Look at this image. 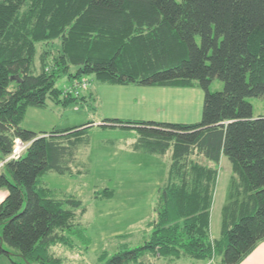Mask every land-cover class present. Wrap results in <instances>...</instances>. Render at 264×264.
Listing matches in <instances>:
<instances>
[{
	"label": "trees",
	"instance_id": "obj_1",
	"mask_svg": "<svg viewBox=\"0 0 264 264\" xmlns=\"http://www.w3.org/2000/svg\"><path fill=\"white\" fill-rule=\"evenodd\" d=\"M54 39L56 53L37 54V44ZM63 75L204 90L197 121L104 119L138 128L140 148L163 153L172 147V160L156 191L147 238L108 257L100 251L93 264H151L143 258L147 252L199 260L219 254V264H239L264 239V113L253 116L246 99H264V0H0V187L7 190L0 201V255L16 264H66L49 252L51 245L89 242L81 200L54 195L40 179L49 170L85 173L74 148L89 121L40 133L22 125L28 106L83 99L56 85ZM214 76L223 88L210 91ZM17 137L26 146L7 157ZM195 152L213 164L191 159ZM221 154L231 175L220 237L211 238ZM113 192L106 186L93 194Z\"/></svg>",
	"mask_w": 264,
	"mask_h": 264
},
{
	"label": "rangeland",
	"instance_id": "obj_2",
	"mask_svg": "<svg viewBox=\"0 0 264 264\" xmlns=\"http://www.w3.org/2000/svg\"><path fill=\"white\" fill-rule=\"evenodd\" d=\"M195 41L199 43L198 35L195 36ZM52 42L53 44H37V54L44 51V48L50 49L53 54L56 53L55 45L58 40L54 39ZM48 59H50V57ZM35 63V68H37L39 65L38 56L36 57ZM71 68L73 69L74 66H71ZM81 78L86 81V86L85 88H82L79 93L73 95L82 96L83 99H79L77 102L69 103L67 105L56 104L51 100H47V105L44 110L35 106H28V113L25 111L26 114H28L27 123L23 122V124L44 129H49L54 126L64 127L67 125H77L87 120H96L104 117L106 112L116 110V108L111 107V105H104L99 99H93L94 97L92 96H94L97 90L100 92V90L108 87L110 84L102 83L96 80L92 75H83L80 78L73 79L72 81H70L66 75H63L57 79L56 85L59 87L61 86V88L71 87ZM222 88L223 81L216 76L212 77L208 84V89L210 91H214ZM160 89H168L172 92H168L167 96H164L163 94V97H167L168 99L170 98V100L173 98V102L170 101L165 104L164 110L156 112L146 107L127 108L123 107V105L122 107L124 109L119 111L127 113L125 116L132 118H148L153 116V114H158L159 118L166 120L195 121L200 119L204 96V90L201 87H165ZM151 91L153 93L149 92L147 94L149 97H156V94L154 93H158L157 99H161V95H159L161 91ZM112 92L116 93L114 91ZM137 92L138 94L141 93L140 90ZM246 99L251 103L253 116H258L264 113V99L261 95H250L247 96ZM174 108L177 112L171 111L174 110ZM33 109L41 111V114H33L29 116ZM139 114L141 116H137ZM143 115L147 117H143ZM172 115L177 116V118L175 117L172 119ZM25 117L26 116L24 114L22 121ZM38 119L39 123L34 126L33 123H35ZM120 132H122L121 135H117ZM128 134L134 135L135 137L140 136V132H137L135 129L119 130L116 128H106L103 130L100 128H93L87 136V139L90 142L85 151V154L89 157L91 163L85 165L77 164L78 167L86 168L85 173L74 175L66 173L61 175L49 170L40 177V179L53 190L54 195L75 196L79 198L82 204L86 207L85 212L81 216V225L83 227V234L88 237L89 242H82L83 239L78 240L74 238L73 240L75 245L72 247L63 244H54L49 247V252L61 257L62 261L66 264H93L100 251H105L106 257H108L123 248H132L141 244L148 236L150 227L147 225V222L154 216V204L153 201H151L150 204H146L149 192L146 181H140L141 185H137L139 180L124 179L120 180L118 187H116L117 198L115 199L117 201L124 200L125 195H128L129 199L135 201L133 209L129 211L125 210L122 212H115L111 210L113 205L110 200L96 197L93 194L94 190L101 189L106 186H114L112 178L115 175V167L123 169V175H125L124 169H131L134 167L135 172L139 171L140 166L133 163L124 164L121 165V167L116 165L115 162L113 164L114 160H120V155H113V152H110V150H112L115 146V143H112L110 140H121L122 142H126L129 140L130 135ZM133 155H135V157L131 158V162L142 160L145 157L142 152L135 153ZM121 157L124 158L122 155ZM138 162L141 161H137L136 163ZM217 170V181L210 207L209 223L210 235L213 238L220 237L221 206L227 201V194L229 191L231 168L230 161L227 156H222L218 163ZM0 188L6 190L5 187ZM129 188H131L132 191H129ZM215 256V259H210L211 261L201 262L202 260L191 257L172 259L170 257L154 256L152 253L147 252L143 258L146 262H151V264H198L200 262L202 264H219L220 255L216 254ZM5 257V255H2L0 259H5ZM12 258L16 261L20 259L18 255H13Z\"/></svg>",
	"mask_w": 264,
	"mask_h": 264
},
{
	"label": "crops",
	"instance_id": "obj_3",
	"mask_svg": "<svg viewBox=\"0 0 264 264\" xmlns=\"http://www.w3.org/2000/svg\"><path fill=\"white\" fill-rule=\"evenodd\" d=\"M101 82V81H100ZM102 83H108V82H102ZM110 84L108 87L103 88L102 90H100V92H98V90L95 92L93 99H99L101 101V103H103L104 105L108 106L111 105V107H115L116 110H110L109 112H106L104 117L102 118H98L96 120H87L89 121V127L86 129V131L83 133V140L79 141L78 144L75 146L74 150V156H75V160L77 163H84V164H88L91 163V160L89 159V157L85 154L86 148L89 145L87 136L89 135L90 131L93 128H100L105 130L106 128H113V129H135L137 132H140L138 128H136L133 125H122V124H117V123H108L107 121H105L104 119L106 117H119V118H129V119H147V120H155V121H175V120H166L163 118H159L158 114H153V116L148 117V118H137V117H127L125 115H127V113L125 112H121L124 108L123 107H127V108H132V107H146V108H150L156 112H159V110H164L165 109V104L167 102H173V98L168 99L167 97H163L167 96L168 92H171V90L168 89H160V88H165V87H175V86H161V87H152L151 85H139V84H133V83H129V84H118V83H108ZM140 86V87H139ZM142 86V87H141ZM151 86V87H149ZM195 87V86H192ZM154 88V89H151ZM138 90L141 91L140 94H138ZM151 90H159L161 91V93L159 95H161V99L158 100V93H154L156 94V97H149L147 94L149 92H152ZM112 91L116 92L113 93ZM130 93V94H128ZM153 93V92H152ZM172 93V92H171ZM153 94V95H154ZM106 102V103H105ZM173 104V103H172ZM124 105V106H123ZM123 106V107H122ZM46 107V106H45ZM45 107H38L41 110H44ZM121 110V111H119ZM27 113H28V108H26ZM172 112H177V110L174 108V110H171ZM41 111H37L35 109H33V111H31L30 115H35V114H41ZM25 114V119L22 121L24 123H27V118H28V114ZM137 116H141L140 114ZM143 117H147L145 115H143ZM162 117V116H161ZM177 118V116L172 115V119ZM40 119V118H39ZM39 119L35 121V123H33V125H37L39 123ZM197 121V120H195ZM86 122V121H85ZM177 122V121H175ZM178 122H193V121H178ZM84 123V122H82ZM80 123V124H82ZM79 125V124H77ZM23 126L25 128L29 127L28 129L34 130L38 133L43 132V131H48L51 128H62L61 126H57V127H51L49 129H44V128H35V127H31V126H27L25 124H23ZM69 126H74V125H67L64 127H69ZM122 132H120L117 135H121ZM130 135V134H128ZM138 140H139V136L135 137L134 135H130L129 136V140L126 142H122L121 140H110L112 141V143H115V146L113 147L112 150H110V152H113V155H120V160H114L113 164L115 162L116 165H118L119 167H121V165L124 164H135V165H139V171L135 172V168H131V169H124V173L125 175H123L122 170L118 167H115V175L113 176V183L114 186H112V188L114 189V192L112 193V195L109 198H106L108 200H110L112 202L113 207H111V210L115 211V212H122V211H129L133 209V206L135 204L134 200L129 199L128 195L124 196V200L121 201H117L115 198L117 195V189L116 187H118V184L120 182V180H139V182H137V185H141L140 181H146L147 182V188L149 189L148 192V198L146 200V204H150L151 201H155V196H156V191L157 188L159 186H161L163 183H165V181L168 178V169H169V164L172 160V147H169L165 150V152L163 153H158L156 151L152 152V151H148L145 150L144 148H140L139 146H137L138 144ZM171 143V142H170ZM112 147V146H111ZM84 152V154H83ZM142 152L145 157L142 160H137V161H141L136 163L137 161H133L131 162V158L135 157V153H139ZM124 156V158L121 157ZM223 154L220 155L219 161L222 158ZM189 157L193 160L199 161L201 163H206L209 165H212V161L209 160L208 158H206L203 154L201 153H190ZM88 158V159H87ZM219 163V162H218ZM113 171V170H112ZM218 173V170H217ZM59 174V173H57ZM64 175V174H61ZM129 191H132L131 188H129ZM128 192V190H127ZM6 190L5 189H1L0 188V201L4 198V196L6 195ZM213 200V198H212ZM225 203V202H224ZM223 203V204H224ZM222 204V205H223ZM222 208V206H221ZM209 223H210V218H209ZM220 233H221V220H220ZM211 236V235H210ZM211 238H213L211 236ZM2 255H0L1 257ZM4 256V255H3ZM216 256H214L211 260L215 259ZM181 258V257H180ZM173 259V258H172ZM210 259H206V260H202L201 262H208ZM210 260V261H211ZM1 264H16L14 262H12L10 260V258L8 259L7 256L5 257V259H0ZM198 263V264H202V263ZM239 264H264V239L260 240L257 245L253 248V250L251 252H249L240 262Z\"/></svg>",
	"mask_w": 264,
	"mask_h": 264
},
{
	"label": "built area",
	"instance_id": "obj_4",
	"mask_svg": "<svg viewBox=\"0 0 264 264\" xmlns=\"http://www.w3.org/2000/svg\"><path fill=\"white\" fill-rule=\"evenodd\" d=\"M85 80L83 78L77 80L71 87L63 88L64 93H72L77 94L81 91L82 88H85ZM26 146V142L22 141L20 138H14V143L12 146L11 152L8 154L7 157H17Z\"/></svg>",
	"mask_w": 264,
	"mask_h": 264
},
{
	"label": "water",
	"instance_id": "obj_5",
	"mask_svg": "<svg viewBox=\"0 0 264 264\" xmlns=\"http://www.w3.org/2000/svg\"><path fill=\"white\" fill-rule=\"evenodd\" d=\"M15 76V78H18V76L17 75H14Z\"/></svg>",
	"mask_w": 264,
	"mask_h": 264
}]
</instances>
